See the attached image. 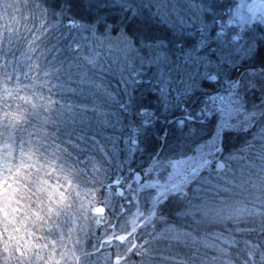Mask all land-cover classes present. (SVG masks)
Returning a JSON list of instances; mask_svg holds the SVG:
<instances>
[{"label":"rangeland","instance_id":"1","mask_svg":"<svg viewBox=\"0 0 264 264\" xmlns=\"http://www.w3.org/2000/svg\"><path fill=\"white\" fill-rule=\"evenodd\" d=\"M251 1L144 0L167 39L146 46L124 36L94 38L83 29L89 64L74 78H61L63 100L52 101L63 111L57 112V126L72 127L66 143L78 153L73 160L56 153L47 159L48 171H55L60 183L44 209V239L36 242L47 251L44 261L34 256L37 264H162L153 260L155 253L163 260L168 252L177 254L179 244L198 243L197 236L170 224L165 210L181 205L173 212L182 223L187 216L197 221L198 214L211 220L209 214L224 207L221 191L239 180L247 200L259 199L264 120L238 94L243 78L230 77L232 70L264 56V16L258 12L253 18ZM170 29L190 32L189 41L174 38ZM197 93L202 100L196 110L187 109ZM161 107L183 112L171 136L156 126L155 110ZM123 129L122 144L115 134ZM98 130L102 139L90 140ZM230 200L234 213L246 208L237 207L235 197Z\"/></svg>","mask_w":264,"mask_h":264},{"label":"trees","instance_id":"2","mask_svg":"<svg viewBox=\"0 0 264 264\" xmlns=\"http://www.w3.org/2000/svg\"><path fill=\"white\" fill-rule=\"evenodd\" d=\"M143 1L0 0V168L5 165L27 164L48 169L50 165L46 162L53 153L65 154L66 158L72 160L77 158L78 151L66 143V135L72 127L66 129L65 126H57V112L62 109H58L52 101L57 99L61 103L63 99L60 93L64 90V86L58 81L61 78H74L83 65L89 64V51L84 45L86 32L83 29H87V33L94 35V38L107 36L106 40L115 41L124 36L135 45L146 46L158 40L167 41L164 36L165 27L161 26L157 18L147 14L150 8L146 3L142 4ZM10 7L15 10L12 11ZM76 25L80 27L76 29ZM168 31L174 38L182 36L185 44L191 36L190 32L183 30ZM191 45L185 48H190ZM231 74L233 80L239 76L243 78L238 94L241 99L245 97L247 108L253 114H261L263 121L264 75L261 74H264V66L256 64L251 70L246 66L241 71L232 70ZM250 74L258 77V81H247ZM250 82H259L261 85L259 89L263 93L262 102L256 100L253 103L247 99V85ZM193 100L190 104L186 103V108L192 111L196 110L201 94H193ZM143 107L147 109L146 106ZM155 112L160 116L156 126L158 129H168L169 135L171 128L177 126L175 118L183 113L181 110L167 113L162 107ZM81 113L84 115L85 112ZM197 129L199 131L201 127ZM98 132L100 130L91 133L89 139L92 140L95 136L102 139L103 136ZM117 133V140L120 139L123 144L127 129L118 130ZM66 149L68 151L65 153ZM227 150L229 149L225 150L226 154ZM67 171L68 169L64 174ZM73 172L78 171L74 169ZM244 187L241 180L225 187L226 191H221L226 196L224 207L219 205L216 215L209 214L212 216L211 220L198 214L197 221L187 216L182 223L179 215L173 212L175 209H182L181 205L171 206L167 212L165 210L164 216L170 224H179L178 227L197 236L198 243L179 244L177 249L174 248L178 250L174 254L177 256L168 252L163 260L155 253L153 260L157 258L162 264H264V188L258 192L259 199L250 201L247 200L248 194ZM234 197L240 203L237 207L246 204L244 211L233 212L234 202L230 199ZM211 237L215 238V243L209 242L212 241L209 239ZM0 264L37 263L34 256H19L14 242L5 233L0 240Z\"/></svg>","mask_w":264,"mask_h":264},{"label":"clouds","instance_id":"3","mask_svg":"<svg viewBox=\"0 0 264 264\" xmlns=\"http://www.w3.org/2000/svg\"><path fill=\"white\" fill-rule=\"evenodd\" d=\"M60 177L46 167L5 165L0 168V240L7 233L21 257L44 261L45 206L56 195Z\"/></svg>","mask_w":264,"mask_h":264},{"label":"flooded vegetation","instance_id":"4","mask_svg":"<svg viewBox=\"0 0 264 264\" xmlns=\"http://www.w3.org/2000/svg\"><path fill=\"white\" fill-rule=\"evenodd\" d=\"M248 11L252 14V16H253V18H256V17H258V6H253V7H250L249 9H248ZM261 15H263L264 16V13H261ZM235 40L237 41V38H235ZM258 65V66H264V56H260V57H257V58H253V63L252 64H250V65H248L247 66V69H249V70H251V69H253L254 68V66L255 65ZM261 75H264V74H261ZM248 79H246L247 81L249 80V81H258V77L257 78H255V76L253 75V74H250L248 77H247ZM261 85H259V82H250L248 85H247V89H249L247 92V96H248V98L250 97V96H255V99L256 100H258L259 102H262V98H261V96L263 95V93H261V91H260V89H259V87H260ZM256 87H258V88H256ZM202 100V99H201ZM200 100V101H201Z\"/></svg>","mask_w":264,"mask_h":264},{"label":"water","instance_id":"5","mask_svg":"<svg viewBox=\"0 0 264 264\" xmlns=\"http://www.w3.org/2000/svg\"><path fill=\"white\" fill-rule=\"evenodd\" d=\"M261 1L262 0H252L249 3V5H248V9L250 7H253V6H258V12L259 13H263L264 9H263V4H262ZM223 168H224L223 162H218V164H217V170L222 171ZM135 177H136V180L138 182L141 181V175L139 173H136ZM117 193H118V195L122 196L123 195V189L122 188H117ZM97 210H98V213H101L102 212V208L101 207H98Z\"/></svg>","mask_w":264,"mask_h":264}]
</instances>
